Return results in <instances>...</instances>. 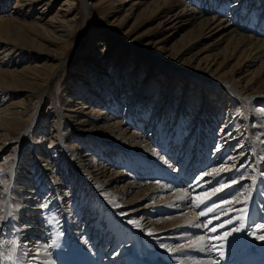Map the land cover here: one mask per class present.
I'll return each instance as SVG.
<instances>
[{
	"label": "bare ground",
	"instance_id": "1",
	"mask_svg": "<svg viewBox=\"0 0 264 264\" xmlns=\"http://www.w3.org/2000/svg\"><path fill=\"white\" fill-rule=\"evenodd\" d=\"M88 1L80 0L85 14L79 41L85 24L97 22L123 48L124 58L112 60L110 48L83 65L79 78L72 73L68 115L57 107L46 128L45 117L35 126L29 102L9 104L40 87L36 77L19 70L33 59L35 46L3 34L10 33L12 20L33 17L34 36L64 49L75 30L71 2L47 19L58 0H0L4 243L13 239L14 224L29 264H251L264 253V240L257 238L264 236V0H108L112 12L123 1L129 16L146 4L138 19H160L161 43L186 28L171 47L180 63L123 41L92 15ZM13 2L14 11L6 14L3 8ZM40 3L41 16H35ZM77 47L75 41L72 53ZM38 51L37 58L43 54ZM133 52L148 57L144 77L143 65L127 75ZM72 118L81 119L72 124ZM132 127L138 128L130 133ZM38 136L41 145L35 144ZM197 197L203 200L199 206ZM49 218L53 225L46 224ZM53 239L59 246L46 253L43 246ZM36 253L39 259L32 260Z\"/></svg>",
	"mask_w": 264,
	"mask_h": 264
},
{
	"label": "rangeland",
	"instance_id": "2",
	"mask_svg": "<svg viewBox=\"0 0 264 264\" xmlns=\"http://www.w3.org/2000/svg\"><path fill=\"white\" fill-rule=\"evenodd\" d=\"M65 1L66 0H58L57 5H55L52 9L50 8L51 12L47 16V19L50 18L52 15L56 14L58 11L61 12L59 8H62L61 10L65 11V9L68 6V5L63 6V3ZM67 1L71 2L70 7L74 11V15H72V17L75 16V18L71 20V23H74L75 27L73 29L75 30H73L72 32L68 30L69 32L67 35V40L71 44L67 42V45L65 46L64 49H61V45H55V44L51 45L45 41L37 39L34 36V34L32 33V27H31L32 22L35 21L33 17H29L28 20L23 19V18L22 20H12L9 25L10 33L8 35L3 34L4 38L6 39H12V38L13 39L19 38L21 40L28 39V41H31L35 46L36 52L35 54L31 55L32 56L31 58L33 59L29 58L30 61H26L21 66H19V70L23 69L25 73L29 74L30 76L36 77L37 79L36 82L38 83L40 81V83H38L40 87L38 91H37V88L34 90V91H37V93L34 94L33 96L30 95V92H28L30 96H27L26 92H21V96H17V98L9 99L10 100L9 104L12 101L17 100L18 98H19L18 100L21 102H24V103L29 102L30 107L32 108L31 111L29 112V115L37 114L35 126L39 125L40 120H43L45 117L46 119L44 120V123H47L46 128H49L48 126L51 125V122L57 118L56 116L57 107H58V112H63L64 115H68V113L65 112V109H66L65 100H67L66 93H68V83L67 82L73 80L72 73L75 76L77 75L76 77L79 78L81 74H83V71L81 72V70L83 69L82 68L83 65L85 66L87 62H93V60H95L96 55L99 54L100 56H102L105 54V52L110 50V48H113L112 51L116 53L115 58H112V60H115L118 58L122 60L124 58L121 52L123 48L119 46V44L116 42L114 38H111L108 34H105L107 32V29H103L105 27L102 26L101 24H98L97 22L94 23L93 21L90 20L87 24H85L86 26L84 28L82 37L80 38L81 40L79 41L78 39L79 32L76 33V31L77 29L80 28V22L83 20L85 12L83 10V7L81 6L80 0H67ZM121 2L123 1L117 2L118 6L121 5L119 7L120 10H118L117 12H112V10L110 9L111 2L108 0H89L88 1L89 8L92 12V15H94V17L97 16L98 19L99 18L102 19L108 25L110 24L115 30V32H118L119 34L118 37L122 38L123 41L124 40L126 42L131 41L132 43L136 44V46L138 47L140 46V48H143V49L146 48L147 51H151L153 53L154 51H156L159 56L163 55L162 57L163 59H165L167 63L169 61L174 62V63L178 62V61L176 62L173 61V59L176 57H174L173 54L175 53V51L171 49V47L173 45L174 46L178 45V40L182 37L181 35L186 31V28L183 29L177 35H175L170 41H168L167 43L165 42L166 44L161 43L160 39L163 38V36H161L162 33L158 32V30L156 29V26L160 19L153 18V20L145 22V23H142L141 20L138 19V14L141 11H143L146 4L140 6L138 11H136L133 15L129 16V14L126 13L127 5L122 6L123 3ZM147 2H152V0H148ZM14 3L15 2L10 3L9 5H7V7L3 8V10L6 11V14L14 11V9L11 8L13 7ZM42 3L36 6L35 11L39 10L40 7H42ZM1 9H0V17L5 14L3 13L4 11L1 13ZM171 13H174V12H171ZM14 15L11 14L9 16L14 17ZM37 15L41 16L40 10L35 14V16ZM3 18H7V17L4 16ZM257 21L258 20H256L255 24H258ZM95 38H97L98 40L94 41ZM62 39L64 40L65 38L62 37ZM210 39L211 38L203 41L202 45H204L205 42H210L211 40H213V39L211 40ZM75 41H77L78 47H77V50L72 53V46ZM75 47L76 46H74V48ZM38 50H41L43 54H39L40 56L37 58L36 54H38L37 53ZM42 56L43 58H41ZM59 59L61 60L59 61ZM129 59L131 61V64H130V69H128L127 71V75L129 74L130 76V73H133L134 70H137L136 73L139 72L141 65H143L141 69L145 68L144 73L142 74V77H144L146 72L149 70V66L145 64L146 62H149L147 60L148 57H146L144 53H142L141 55L140 52L139 53L133 52L130 54ZM230 63L231 64L229 65V67L235 64V60L231 61ZM157 66H159L158 63H157ZM256 66L253 68H256ZM56 67H58L59 70L55 73V75H53L52 79L48 78L47 76H49V74H52L53 71L56 69ZM109 67H111V65ZM101 69H105V68H101ZM103 71H106V69ZM250 75H253V73ZM25 80H29V78L26 77ZM164 82L165 80H163V83ZM161 83H162V80L159 82V84ZM49 89L51 93L48 92ZM44 91L46 92V96L42 100L41 93ZM76 102L77 100L75 101V103ZM55 103H56V106H55ZM88 108L89 107H86L83 110H78L77 111L79 112L78 116L79 117L83 116V114H85L86 111H89ZM254 108H257V106H254ZM253 114H252V117L255 116V114L254 115ZM72 119H69V120H72ZM80 119L81 118L79 119L74 118L73 119L74 122H72V124L78 123ZM254 121L255 119L253 120V122ZM137 128L138 127H132L131 129L129 128V132L130 133L134 132V129L136 130ZM146 132L147 133L145 134H149L150 136V134L152 135L153 131L149 130ZM42 142L43 140L41 136L36 137L35 139L36 145H41L43 144ZM44 142H46L45 143L46 145L49 143L47 142V139ZM30 147L31 148L34 147L33 143H30ZM32 156H35V154L30 155V157ZM85 163L87 165L88 161H86ZM70 243L72 244V242ZM130 253H131L130 254L131 256L132 254L135 255L133 252H130Z\"/></svg>",
	"mask_w": 264,
	"mask_h": 264
},
{
	"label": "snow or ice",
	"instance_id": "3",
	"mask_svg": "<svg viewBox=\"0 0 264 264\" xmlns=\"http://www.w3.org/2000/svg\"><path fill=\"white\" fill-rule=\"evenodd\" d=\"M217 170H214V172ZM2 175V173H0ZM206 175H210V173H206ZM0 183H3V180H0ZM215 191H220V189H216ZM215 194V192L213 193ZM198 203L197 206H199V203H203V200L197 197ZM43 207H47V204L43 205ZM213 208H208L209 212L214 211ZM201 215H206L205 212H201ZM7 217L0 216V222H6ZM54 218H49L46 220V224L53 225ZM56 224L59 223V221H55ZM129 223H135L137 227H139V223L136 221H129ZM231 223V221H229ZM0 227H3V224L0 223ZM243 227V226H241ZM261 228H264V225H261ZM236 231H240L239 228L235 229ZM21 230L17 229L15 225L13 224L11 227V233L13 234V239L9 240L6 244L4 243V233L0 232V264H29L27 253L28 249L25 244L19 242V232ZM215 231V229H213ZM230 233H227L225 235H229ZM57 236L62 235V233L57 232ZM149 235H152L151 232H149ZM258 239L264 240V236L257 237ZM200 241H203L204 238L200 237ZM57 240L53 239L52 243L50 245H44L45 252L47 253V248L49 247H58ZM193 245H189V247H192ZM162 247H164L162 245ZM169 251H175L174 249H169ZM50 255V254H49ZM39 259V253H36L32 256V260H38ZM44 264H48L47 261L44 262Z\"/></svg>",
	"mask_w": 264,
	"mask_h": 264
}]
</instances>
